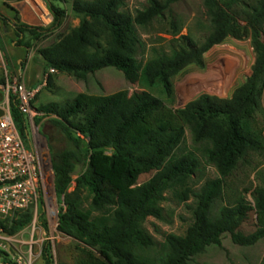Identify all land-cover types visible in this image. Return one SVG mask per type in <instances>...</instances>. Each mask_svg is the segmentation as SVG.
Returning a JSON list of instances; mask_svg holds the SVG:
<instances>
[{"label":"trees","instance_id":"16d2710c","mask_svg":"<svg viewBox=\"0 0 264 264\" xmlns=\"http://www.w3.org/2000/svg\"><path fill=\"white\" fill-rule=\"evenodd\" d=\"M180 1L146 0L144 8L132 12L128 0H77L73 10L80 17L79 27L39 50L47 70L87 81L91 75L114 68L129 83L144 88L99 98L89 109L78 101L50 103L39 109L45 116H56L48 129L57 135L52 131L45 137L55 192L63 204L58 230L97 249L114 264H189L210 246L220 245L227 235L242 247L264 238V229L250 235L240 231L252 210L242 196L222 207L217 216L211 215L213 204L225 191L226 179L241 163L248 162L252 153L264 151V136L256 122L264 92V0H202L209 23L202 41L192 33L182 35L183 25L171 19L167 23L172 36L168 48L154 51L144 63L139 61L140 29L167 20L172 6ZM53 12L57 23L64 13L56 8ZM41 32L19 27L16 35L22 38L28 33L39 39ZM249 36L255 53L252 74L231 98L202 95L181 109L168 106L175 96L173 77L190 65L204 67L205 54L227 38L243 40ZM11 112L21 136L28 137L29 126L16 99L11 102ZM41 118L35 123L40 124ZM187 130L198 146L196 151L184 145ZM104 150L112 151L108 167L116 172L122 186L130 187L138 170L156 173L128 192L117 193L92 165L79 172L90 157ZM197 153L218 176L194 189L191 182L201 166ZM73 182L76 186L71 191ZM169 191L184 202L193 200L192 222L183 235L166 237L161 257H143L140 247L155 246L145 223L148 218H163L161 204ZM253 195L256 209L264 212V179ZM31 219L32 212L27 211L0 225L16 233ZM45 244L42 260L54 264L50 244Z\"/></svg>","mask_w":264,"mask_h":264},{"label":"rangeland","instance_id":"374dc122","mask_svg":"<svg viewBox=\"0 0 264 264\" xmlns=\"http://www.w3.org/2000/svg\"><path fill=\"white\" fill-rule=\"evenodd\" d=\"M75 1L77 0H0V85H5L7 82L22 83L28 87L44 84L49 70L46 69L39 50L57 42L79 27L80 17L73 10ZM127 5L128 9L134 12L136 9L144 8L146 0H128ZM54 8L64 13L57 23ZM167 17V20H158L148 28L140 29L142 44L137 55L139 61L144 63L154 51L168 48V41L172 38L169 34L168 20L173 19L183 25L181 34L192 33L199 42L208 32L209 23L202 0H182L172 6L171 16L167 15ZM240 24L246 25L242 21ZM19 27L39 29L42 31V36L35 39L26 33L24 37H18L16 31ZM254 62L255 53L250 36L243 40L227 38L205 54L204 67L190 65L173 77L175 96L168 106L181 109L202 95L220 99L231 98L234 90L252 74ZM141 90L144 88L129 83L124 74L114 68H106L91 75L87 81L56 71L49 74L48 81L34 101L38 117H42L40 124H36L35 133L45 140L47 147L45 134L53 131L54 135H57L56 131L48 129L50 120L55 119L56 116H45L39 112L42 106L78 101L89 109L99 98L116 97L123 92L132 94ZM153 93L163 97L158 91ZM256 122L264 136V92ZM58 141L60 142L59 137ZM184 142L186 148L197 150L198 146L193 144L189 130L186 131ZM197 154L201 159V166L191 182L194 189H199L207 180L218 176L217 170L207 164L200 153ZM111 155V150L97 152L89 158L85 168L79 169V172L92 165L94 171L103 176L107 186L117 193L128 192L131 188L147 182L156 173L138 170L133 175L132 185L122 186L117 181L116 172L108 167ZM76 178L77 176H74V180ZM263 179L264 151L252 153L248 162L241 163L232 176L226 179L225 191L213 204L211 215L217 216L222 207L234 204L242 196L252 210L240 231L244 235H250L264 229V212L256 209L253 195L255 188ZM51 180L54 186V177ZM75 186L76 183L73 182L70 190H74ZM192 205V199L184 202L176 193L167 192L166 199L161 204L163 218L161 220L148 218L145 223L146 229L155 239V246L146 249L140 247L139 254L149 259L161 257L166 250V237L169 234L183 235L191 224L190 206ZM55 206L58 216L63 204L56 193ZM47 238L53 239L49 244L54 264H114L109 257L97 249L81 245L59 231L44 235V246ZM36 264L45 263L41 258ZM189 264H264V238L253 246L242 247L235 245L227 235L220 245L210 246L204 253L194 257Z\"/></svg>","mask_w":264,"mask_h":264},{"label":"built area","instance_id":"2783aa9c","mask_svg":"<svg viewBox=\"0 0 264 264\" xmlns=\"http://www.w3.org/2000/svg\"><path fill=\"white\" fill-rule=\"evenodd\" d=\"M55 72L49 70V74ZM44 84L0 85V223L5 225L21 213L32 212L30 223L16 233L0 225V264H36L42 258L43 236L59 231L50 152L45 140L35 133L38 113L34 101ZM13 99L28 123L26 138L12 116Z\"/></svg>","mask_w":264,"mask_h":264},{"label":"water","instance_id":"95a60500","mask_svg":"<svg viewBox=\"0 0 264 264\" xmlns=\"http://www.w3.org/2000/svg\"><path fill=\"white\" fill-rule=\"evenodd\" d=\"M3 115V112L0 110V116H2Z\"/></svg>","mask_w":264,"mask_h":264}]
</instances>
